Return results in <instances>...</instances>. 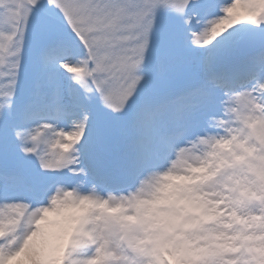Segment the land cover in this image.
<instances>
[{
    "label": "snow or ice",
    "instance_id": "snow-or-ice-1",
    "mask_svg": "<svg viewBox=\"0 0 264 264\" xmlns=\"http://www.w3.org/2000/svg\"><path fill=\"white\" fill-rule=\"evenodd\" d=\"M0 264H264V0H0Z\"/></svg>",
    "mask_w": 264,
    "mask_h": 264
}]
</instances>
